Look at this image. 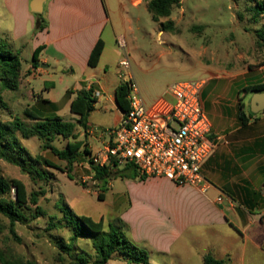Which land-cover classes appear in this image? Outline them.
I'll return each mask as SVG.
<instances>
[{
	"label": "rangeland",
	"instance_id": "rangeland-1",
	"mask_svg": "<svg viewBox=\"0 0 264 264\" xmlns=\"http://www.w3.org/2000/svg\"><path fill=\"white\" fill-rule=\"evenodd\" d=\"M110 4L112 25H108L103 36L107 46L101 64L102 70L108 74V80L104 82L109 87L108 95H113L115 85L121 82L118 66L126 53L130 56L135 79L148 104L175 82L205 77L202 66L234 65L235 57L239 54L245 56L243 64L252 68L259 59L264 62V57L257 58L264 51V41L257 36L258 31L264 30V16L255 18V4L244 0H183L173 16L163 20H173L175 24L174 30L165 32L153 21L144 3L139 9L129 3L127 12L118 8L117 0H111ZM33 18L36 23L44 19L46 26L49 25L45 15H33ZM37 31L36 26L35 31L30 28L28 34H16L14 19L0 9V37L7 41L10 50L20 55L23 64L18 90L0 92V121L10 122L18 117L29 122L25 111L31 109L42 118L59 115L66 121L76 123L77 119L72 117L65 103L68 94L75 87H80L77 80L71 76L62 77L58 69H52L51 75L44 76L37 73L32 76L29 72L33 66V42ZM121 37L126 39V51L117 43L116 38ZM44 99H55L62 111L56 114V108ZM118 115L114 105L102 99L95 105L89 122L99 130L111 129ZM77 132V140L86 141L91 152L103 148L86 138L80 127ZM71 141L58 137L54 146L63 150ZM21 144L31 158H46L59 168L45 166L46 172L41 171V178L33 179L18 166L0 160V178L20 180L29 197L33 193L46 192L38 197L37 205L30 202L25 206L26 219L15 226L17 238L11 234L9 219L0 214L7 244L28 261L35 264H78L76 258L79 255L94 256L90 240L80 239L68 251L73 233L68 229L51 227L53 222L65 220L70 212L96 221L103 220L106 228L110 224L118 225L141 247L144 244L135 240L133 230L124 221L125 215L133 208V216H142L145 221L153 218V212L157 210L162 212L163 217H173L171 211L174 207L189 219H196V199L186 195V187L176 192L166 181L158 184L164 179L149 178L143 181L127 177L111 179L106 187L94 178L88 160L80 159L69 174L67 164L51 151L43 150L42 142L37 138L21 139ZM10 195L16 198V191L12 190ZM99 195L104 199H99ZM184 239L189 250L195 252L196 244L188 236ZM149 255L151 264H204L200 258L189 261L183 257L180 261L155 253ZM108 264L129 263L123 256L115 254Z\"/></svg>",
	"mask_w": 264,
	"mask_h": 264
},
{
	"label": "crops",
	"instance_id": "crops-1",
	"mask_svg": "<svg viewBox=\"0 0 264 264\" xmlns=\"http://www.w3.org/2000/svg\"><path fill=\"white\" fill-rule=\"evenodd\" d=\"M33 1L0 0V9L14 19L16 34H28L30 28L35 31L38 22L33 15H45L48 20L47 29L34 34V53L42 51L38 64L29 72L44 76L58 69L62 77L75 78L80 87L68 94L65 107L69 109L78 91L95 84L94 88L103 92L98 102L106 99L119 113L116 127L124 115L116 101V89L122 82L115 85L113 95H108L109 87L104 84L108 74L101 68L107 46L103 36L108 25H112L111 0H48L41 14L33 13ZM117 1L124 12L129 3L137 9L143 5L141 0ZM100 40L104 51L98 66L93 68L89 60ZM261 57L264 51L257 58ZM244 59L239 54L234 65L202 66L205 77L201 79L207 80L203 100L212 123L210 138L216 144L202 170L209 183L207 193L190 186L177 187L167 179L158 183L166 181L176 192L188 188L186 195L196 199V219H189L175 207L171 211L173 217H163L157 210L153 212L154 219L145 221L142 216H133L134 208L125 215L124 221L133 230L135 240L144 244L149 253L180 261L184 257L204 262L211 255L225 264H264V111L252 112V98L257 92L251 91L253 86L264 83V62L259 59L252 68L243 64ZM49 101L59 114L60 104L55 99ZM90 141L103 146L107 138ZM186 236L196 244L195 252L189 250Z\"/></svg>",
	"mask_w": 264,
	"mask_h": 264
},
{
	"label": "trees",
	"instance_id": "trees-1",
	"mask_svg": "<svg viewBox=\"0 0 264 264\" xmlns=\"http://www.w3.org/2000/svg\"><path fill=\"white\" fill-rule=\"evenodd\" d=\"M146 6L152 19L159 24L162 31H172L175 29L173 20L170 19L175 10L181 7L183 0H141ZM248 3L255 4L253 11L256 12L255 18L264 16V0H244ZM41 16V15H39ZM46 28L44 19L38 20L37 29L43 31ZM257 36L264 41V30L257 32ZM42 50L35 52L33 55V66L38 64V56ZM104 51V42L100 40L94 47L89 65L93 68L97 67ZM23 72L22 59L18 53L9 49L7 41L0 37V92L7 90H18L21 83ZM252 92H264V83L253 86ZM128 87L120 84L116 89V101L125 114L129 111V103L127 100ZM50 104L49 100H43ZM98 99L94 97L93 89L83 88L77 93V97L70 106V111L77 116L76 123L66 121L62 117L55 115L52 117H40L31 109H26V122L18 117L10 122L0 121V160L13 164L21 168V170L33 179L41 178V171L45 166L55 167L52 162L43 157L31 158L23 145L21 139L37 138L42 142V149L51 151L60 161L67 164L69 174L73 171L75 164L80 159H86L92 165L94 178L107 187L108 181L117 179L118 177H127L131 179L146 178L139 176L136 169L132 166L119 168H101L94 164L91 159L92 152L86 141L77 140V128L86 130L89 124L91 113L95 110ZM54 107V106H53ZM55 108V107H54ZM242 111V108H241ZM241 119L244 122L241 112ZM58 137L72 139L68 142L65 149L60 150L54 146ZM87 138V137H86ZM71 177V176H70ZM12 190L16 191V198L11 196ZM46 192L41 191L33 193L30 197L27 193L24 183L20 180L7 181L0 178V214L10 221L11 234L17 238L15 226L25 221L26 215L24 208L30 202L38 204V197ZM99 199L103 200L104 196L99 195ZM39 209V208H37ZM56 220V218H53ZM51 227L55 229H68L73 233L70 246L67 248L71 251L80 239H87L92 242L94 256L90 254L79 255L76 260L78 264H108L115 254L123 256L129 264H151L149 252L132 241L122 228L115 224H110L106 228L104 221H96L88 216H79L70 212L65 220L53 222ZM4 226L0 224V264H35L20 256L14 248L10 247L4 237ZM226 261H220L213 256L208 255L204 258V264H225Z\"/></svg>",
	"mask_w": 264,
	"mask_h": 264
},
{
	"label": "built area",
	"instance_id": "built-area-1",
	"mask_svg": "<svg viewBox=\"0 0 264 264\" xmlns=\"http://www.w3.org/2000/svg\"><path fill=\"white\" fill-rule=\"evenodd\" d=\"M127 50L125 37L118 39ZM118 77L128 87L129 111L111 129L88 125L84 136L107 138L91 159L101 168L132 166L146 179L161 178L179 186H190L207 193L209 183L202 170L216 144L211 140V120L205 110L203 91L206 79L178 81L166 93L148 104L134 77L128 53L119 62ZM94 90L99 99L103 92Z\"/></svg>",
	"mask_w": 264,
	"mask_h": 264
},
{
	"label": "water",
	"instance_id": "water-1",
	"mask_svg": "<svg viewBox=\"0 0 264 264\" xmlns=\"http://www.w3.org/2000/svg\"><path fill=\"white\" fill-rule=\"evenodd\" d=\"M48 0H34L32 3V11L41 14L44 11V5ZM264 111V92L256 93L252 102V112L258 114Z\"/></svg>",
	"mask_w": 264,
	"mask_h": 264
}]
</instances>
